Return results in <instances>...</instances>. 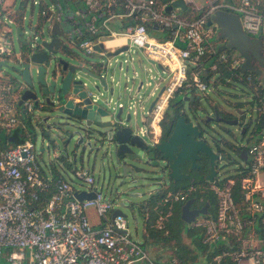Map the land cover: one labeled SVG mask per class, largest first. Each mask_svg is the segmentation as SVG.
Returning <instances> with one entry per match:
<instances>
[{"label": "built area", "instance_id": "built-area-1", "mask_svg": "<svg viewBox=\"0 0 264 264\" xmlns=\"http://www.w3.org/2000/svg\"><path fill=\"white\" fill-rule=\"evenodd\" d=\"M6 1L0 0V61L13 59L20 63L22 45L19 43L20 52L16 56L7 36L10 33L5 29L11 21L16 23L18 17L9 13L7 19L2 20ZM31 1L32 6H41L38 20L45 19V22L42 28L33 29L30 43L26 40L30 47L54 38L51 30L57 24L61 48L65 46L71 51L74 47L87 57L100 58L101 78H105L101 73L109 69L112 60L123 70V62L116 59L122 55L130 57L132 67L131 55L140 53L153 67H144L145 81L140 80L135 89L124 88L125 103L119 101L117 105L135 121L138 108L144 129H136H140L141 135L150 136L153 143L161 138L162 116L176 94L194 98L206 97L212 92L213 88L201 79V75L207 73L203 64L205 58L212 55L228 63L231 70L239 72L238 82L249 74L240 73L243 57L233 50L223 49L225 41L220 40L216 24L208 25L213 14L225 12L238 17L244 34L251 40H260L264 49V0H202V4L196 0H181L185 10L172 8L171 12L166 8L177 0H48L50 4ZM186 12L190 13V19L184 16ZM26 34L22 30V39ZM45 35L49 39H45ZM118 39L126 43L110 50L104 47V43ZM123 47L125 51L108 57V53ZM125 62L128 63V59ZM129 67L125 66L126 72ZM208 70L214 72L216 66ZM2 73L0 71V264H182L176 259L157 263L142 244L133 242L125 217L112 216L118 204L97 189L88 171L76 169L73 172V177L84 185L81 191L95 194V198L82 201L74 198L76 191L69 181L55 178L51 173L48 177L44 175L38 162L40 153L36 152L35 143L26 138V129L16 133L23 116L33 120L34 104L27 100L19 105L23 85ZM136 76L133 70L132 78L135 80ZM246 79L249 81L250 76ZM149 87L152 90L145 96ZM151 97H155L154 104L146 112L144 105ZM15 134L18 141L11 143L9 138ZM237 174L243 175L238 179L240 201L235 202L233 198L234 178H216L205 188L216 197L215 215L208 214V208L206 216L198 215L187 226L203 230L204 245L211 252L217 249L212 258L215 264L222 261L264 264V136L261 131L248 147L247 161ZM193 192L194 188H189L159 195L152 207L154 221L164 228L173 205L186 203ZM201 205V198L197 202L193 199V209L199 210ZM89 210L102 221L101 225L90 222ZM148 210L146 208L143 214L145 223L150 219Z\"/></svg>", "mask_w": 264, "mask_h": 264}, {"label": "water", "instance_id": "water-1", "mask_svg": "<svg viewBox=\"0 0 264 264\" xmlns=\"http://www.w3.org/2000/svg\"><path fill=\"white\" fill-rule=\"evenodd\" d=\"M172 8L185 10L186 7L181 0H177L167 7L166 11L171 12ZM212 23L218 27L220 40L225 41L223 49L233 50L244 58L240 73L249 72L260 77L264 70L262 42L247 37L238 17L233 14L216 12L211 16L208 25ZM51 34L54 37L51 40H44L37 46L30 47L22 39L21 28L16 29L17 42L28 46L15 70L20 75L22 80L20 83L24 88L19 105L30 100L36 110L40 111L41 116L33 118L31 126V129H36L38 133L41 143L38 151L40 155L47 153L49 163L55 164L60 170H63L65 165L67 167L76 163L95 162L98 158L104 160V157L109 155L114 181L118 183V189L110 196L118 203L113 217L123 216L120 207H127L130 199L141 197L140 194L132 193L142 172L134 165L139 156L134 153L133 147L140 150L146 162L159 168L161 175L172 183L191 182L192 178L181 173L180 168L190 164L189 170L196 169L198 167L196 162L200 159V154H203L209 158L211 172L204 181L208 184L214 182L213 180L217 178L214 165L217 161L227 163L228 158L221 157L216 150L207 145L206 135L201 132L200 125L187 119L184 110H179L181 115L168 137L160 138L157 143H153L150 136L141 135L140 129L130 127L129 123L132 121L130 115L117 107L118 103L112 99L114 89H109L106 79L100 77L99 64L90 67L82 64L75 66L65 60L56 59V53L61 50L57 24L52 27ZM125 50L126 47H123L114 53H108V57H115ZM53 60L55 71L48 74L47 67ZM255 63L259 67H256ZM4 66L5 61H0V71H3ZM32 70L35 72V78L31 74ZM85 75L98 81L93 82L92 90L83 82L82 76ZM190 100L194 98H184V101ZM153 104V102L150 104L149 109ZM253 110L256 116L252 118L238 108L235 114L237 117L231 120L218 118L217 112L214 111L212 117L205 119V123L214 120L240 129L242 123L239 120L244 118L245 129H249V125L253 123L261 129L263 137L264 107L255 104ZM9 141L16 143L18 136L16 134L11 136ZM153 191H149L148 196ZM74 198L78 201L90 200L95 198V194L80 191L74 193ZM192 205L193 199L188 200L179 214L181 221L186 225L193 223L198 215L206 216L208 213V204L199 210L193 209Z\"/></svg>", "mask_w": 264, "mask_h": 264}, {"label": "rangeland", "instance_id": "rangeland-1", "mask_svg": "<svg viewBox=\"0 0 264 264\" xmlns=\"http://www.w3.org/2000/svg\"><path fill=\"white\" fill-rule=\"evenodd\" d=\"M7 0L4 6L5 9V15L2 17L3 19H7V15L9 13H15L16 17H18L17 22H12L5 26V29L9 31L10 34H8V39L12 43L13 51L16 56H18V53L20 52L19 43L16 40V34L15 29L17 27H20L23 31L27 32V34L24 36V40L28 43L32 39V31L38 24V13L40 9V5L32 6V1L27 0L25 3L22 4L23 0ZM37 2L48 3L50 2L48 0H36ZM197 3L202 4V0H196ZM3 27V25H2ZM45 39H49L47 35H45ZM40 41V38L37 42ZM125 40H110L106 43H104V47L107 50L113 49L117 46L125 44ZM182 46V45H180ZM28 48V46L23 45L21 50H25ZM71 51H68L65 46L61 48L59 52L56 53L55 57L56 59L65 60L71 65L78 66L80 64L86 65V67H90L91 65L100 64L101 59L97 56H90L87 57L86 55L80 53L76 48L72 47L70 49ZM133 58V64L131 67L130 64V57H126L124 55L116 57L117 60L123 62V70L120 71L118 68V65L112 60L111 66L109 69L105 72L103 71L101 74H103V77L106 79V85L108 88L114 89V94L112 96V99L119 103L123 102L125 103V99L122 97V94L124 93V88H131L132 90L135 89L136 85H138L139 81H145V76L142 74V71L145 68L152 69L153 67L143 58V56L140 53H134L131 55ZM128 59V63L125 62V60ZM105 62H107L105 60ZM129 65V69L126 72L125 66ZM18 67V63L16 60L13 59H7L5 61V66L3 67V73L2 75H6L10 79L16 80L18 82H21L20 75L15 71ZM48 74L55 71V61H50L49 65L47 67ZM133 70L136 71L137 76L135 80L133 77ZM31 74L33 78H35V72L34 70L31 71ZM83 82L87 84V86L92 90V84L94 81H97L95 79H92L91 77L85 75L82 76ZM257 82L261 85V87L264 89V70L262 71V74L260 77L256 76ZM98 82V81H97ZM152 90V87H149L141 93L144 92V95L147 96L150 94ZM103 92V90H101ZM104 93V92H103ZM120 95L121 99L118 100V96ZM253 93L251 90L246 88L244 85L239 83H234L231 86H220L218 89V92H208L206 97H194L195 99L191 102L184 101L185 96L183 94H176L174 98L171 101V104L179 103L182 101V109L186 113V116L188 119L194 121L195 123L201 125V127H204L205 119L211 116L215 109H218L224 114H229L233 116V119L237 117L236 106H239L240 109L245 111V115L251 117H255V110L251 108V97L253 98ZM192 96H188V98H191ZM155 97L149 98L148 102L144 105V111H148V108ZM236 105V106H235ZM39 110H36L34 107L33 110V118L34 116H41L39 113ZM137 116L136 121L133 120L129 123L130 127L132 129L136 128H142L144 129V124L141 121V114L139 113V110L137 108ZM124 116V115H123ZM30 117V116H29ZM212 117V116H211ZM24 121L28 122V116H23ZM32 118V117H31ZM30 118V119H31ZM206 129L208 130V134L210 135L209 142L212 145V148L216 149L215 147L219 146L221 150L225 151V154L228 153V151L225 149V146H228L229 144L233 143H247L249 134H246L243 139L241 136V133L238 131V127L229 126L224 123L215 122L212 120L209 122V125ZM249 132L250 133L253 129H255V124L251 123L249 125ZM27 136L26 138L33 141L36 145V152L40 150L41 143L38 138V133L36 129H26ZM146 141H149L148 138H145ZM112 149V148H111ZM132 150L135 154L139 156V159L134 162V165L139 168L142 172L140 174V179L137 181V187H134L132 189V193L140 194L141 197L139 198H132L130 199V204L127 207H120V211L122 212L123 216H125V221L128 229V233L131 236V239L140 244H142V248L146 250L149 257L152 258L155 261L158 262H165L168 259H171L172 257H176L180 250H187L189 251L188 257L195 256V259H193V262L195 264H209L207 262V258L209 256V253H212L210 249H205V252L203 253L200 250H197L193 247V244L189 237L185 234H181L179 237V240L172 239L169 242H165L164 239L168 237V233H158L159 231H162L163 225L156 223V220L154 221L155 215H153V209L149 208V222L147 225L152 230H158L155 233V237L149 236V231L146 229V224L143 220V217L139 215V206H141L143 203H145L148 200V192L151 190H161L164 191L166 189H170L171 187H178V191L182 187H187L192 185L195 181H179L178 183H169L168 180H166L165 177H163L160 173L159 168H155L151 166V164L147 163L146 160L143 158V155L140 150L133 147ZM38 162L41 165L44 175L49 176L50 172L55 177L59 175L62 177V179L69 181L72 185L73 189L76 191H81L84 188V185L80 184L81 181L73 177V172L76 169H83L84 171H88L91 173V175L94 178L95 186L98 190L101 191V193L109 198L111 194L115 193V190L118 189V183L114 181V175L113 170L111 166V157L106 156L104 157V160L98 158L95 162H83V163H76L71 166L65 165L63 170H60L58 166L55 164H50L48 160L47 153H43L39 156ZM244 161L242 158H239L237 156L232 155L231 157V163H222L220 164L218 168V175L217 178L219 180H223L225 178H228L231 176H234L238 170L239 165H243ZM57 171V172H56ZM200 182V181H198ZM191 188V186H190ZM203 188H207V186H204ZM189 189V188H188ZM206 191V190H205ZM172 193V192H169ZM117 203V202H116ZM118 204V203H117ZM153 218V220H152ZM161 225L162 228H158V226ZM144 232L146 233V237L144 236ZM145 244V246H144Z\"/></svg>", "mask_w": 264, "mask_h": 264}, {"label": "trees", "instance_id": "trees-1", "mask_svg": "<svg viewBox=\"0 0 264 264\" xmlns=\"http://www.w3.org/2000/svg\"><path fill=\"white\" fill-rule=\"evenodd\" d=\"M190 13H184V16H186L187 18H189ZM190 19V18H189ZM45 19H41L39 18L38 21V29L42 28ZM23 47V45L21 46V48ZM26 49L23 50L22 52L25 53ZM22 53V54H23ZM204 65H206V75L202 74L201 75V79L203 81H205V83L209 84L213 90L212 92H218V89L220 86H231L234 83H239L244 85L246 88H248L249 90L252 91L253 93V100H255V102H257L259 104V102L261 100L264 99V89L261 87V85L259 84V82H257L256 80V76L249 74H246L243 81L238 82L239 81V72L235 71V70H231L230 69V65L228 63H224L219 61L217 58H213L212 55L208 56L207 58L204 59ZM203 65V66H204ZM215 65L216 66V71L214 72H209V67ZM216 75V78L213 79V76ZM248 75L250 76V80L247 81L246 77H248ZM12 81H15L12 79ZM195 99V98H194ZM260 100V101H259ZM172 101V100H171ZM171 101L168 103L167 109L164 112V115L162 116L161 122H160V126L162 129V139H166L169 135L168 131H171V129H165V120H168V124H174V122L176 121V119L179 117V110L182 106V101H180L179 103H175V104H171ZM193 100H190L189 102H191ZM236 106V105H235ZM261 107V105L259 106ZM236 108H240L239 106H236ZM215 111L217 112L216 116L218 118H224L227 120H231L233 119L232 115L229 114H224L221 111H219L218 109H215ZM241 119V118H240ZM167 124V125H168ZM255 129L257 130V134L259 137V133L261 131V129L256 125ZM19 132V129H17L16 133ZM257 137V139H258ZM256 139V140H257ZM219 146L215 147L217 150V153L221 154L222 151L220 148H218ZM239 170V169H238ZM243 175H239V174H235L234 176H231L232 178H234L235 182V187L232 190V194H233V198L235 200V202H239L240 201V194L238 191V185H239V181L238 179H241ZM60 177L59 175L55 176V178ZM191 188H194V192L191 194L190 196V200L194 199L196 202L199 198L202 199V205L208 204L209 205V213L210 215L214 216L216 213V207H217V200L216 197L208 192L205 191V188H203L204 186H209V184L207 182H203V181H196L194 182L192 185H190ZM190 186L187 187H182L180 190H187L188 188H190ZM179 190L178 187H171L170 189H166L164 191H161L160 196H165L167 193L172 192L175 193ZM156 198V197H155ZM157 199H159V196L157 197ZM157 199H153L150 198L149 202H148V206L149 208H152L156 205ZM184 205V203H177L174 204L172 207V213L170 214V218L168 220V222L165 224L164 228L162 229V231H159L158 233L162 234L164 232L168 233V237H166L164 239V241L167 243L172 239H177L179 240V237L181 234H185L189 237V239L191 240L193 247L197 250L202 251L203 253L205 252V249H209L208 247H206V245H204L203 243V230L202 229H196L193 227H188L186 224H184L181 219H180V212H181V208ZM163 208V207H161ZM165 211V207L163 208ZM145 211L141 208L139 209V215H141L142 217H144ZM153 220V218H152ZM146 224V229L147 231H149V236L155 237V233L158 230H152L147 223ZM146 233L144 232V236ZM145 246V244H144ZM217 253V249L212 252L209 253V256L207 258V262L209 264H215L212 261V258L214 257V255ZM176 254H178L176 257H172L171 259H176L177 261H179L182 264H195L193 262V259H195V256L192 257H188V255L190 254L189 251L183 249L180 250L179 252H177ZM170 260V259H168ZM157 263H160L158 261H156ZM220 264H232L229 261H222Z\"/></svg>", "mask_w": 264, "mask_h": 264}, {"label": "flooded vegetation", "instance_id": "flooded-vegetation-1", "mask_svg": "<svg viewBox=\"0 0 264 264\" xmlns=\"http://www.w3.org/2000/svg\"><path fill=\"white\" fill-rule=\"evenodd\" d=\"M263 56H264V52H263ZM254 65L256 67H259V65L257 63H255ZM263 103H264V99L259 102V106L260 105L263 106ZM255 104H258V103L255 102V100H253V98L251 97V108H253ZM180 109H181V111H183L182 106H181ZM179 115H181L180 112H179ZM184 115H186V114H184ZM168 122H169L168 120H165V125H166L165 126V129H171V131H172V129H173L174 124H175L176 121L174 122V124H171V125L168 124ZM239 122L242 123V125H241V128L238 129V131H239V133H241L242 139H243V137L246 134H249L248 142L247 143H244V142H242V143H233V144H229L228 146H225V149L228 151L227 154H225V151L221 150L222 153L219 154V155L221 157H223V156L224 157H227L228 158V161H227L228 164L231 163V157H232V155L237 156L239 158H242L243 161H247V150H248V147H250V145L258 137V134H257V130L256 129H253L250 133H248L250 129H245L246 127L244 125V118H241L239 120ZM208 125H209V122L208 123H204V127H201V125H200V129H201V132H203L206 135L205 142L207 143V145L212 150H216V149L212 148V145L208 141L209 138H210V135L208 134V130L209 129H206L208 127ZM171 131H168L167 130L168 133H171ZM236 144L238 146H236ZM238 147H241V148H238ZM196 163H197V166H198L196 169L189 170L190 164H187V165H185V166H183V167L180 168L181 173L188 174L192 178V181H195L196 180V181L206 182L204 180L211 174V172H210V161H209V158L206 157V156H204L203 154H200V159ZM222 163H224V162L223 161H217L216 164L214 165V169L216 171V175H218V172L217 171H218V168H219L220 164H222ZM240 166L241 165L238 166V169H239ZM237 172H238V170H237ZM169 183H172V182H169ZM157 192H159V193L156 194ZM160 193H161V190H155L153 192H150L149 193V196H148V200L145 203H143L141 206H139L138 208H140V209L142 208L143 210H145L146 208H149V207H147L148 206L149 199L150 198L157 199V197L160 195Z\"/></svg>", "mask_w": 264, "mask_h": 264}, {"label": "crops", "instance_id": "crops-1", "mask_svg": "<svg viewBox=\"0 0 264 264\" xmlns=\"http://www.w3.org/2000/svg\"><path fill=\"white\" fill-rule=\"evenodd\" d=\"M36 117H38V116H36ZM35 116H34V118H36ZM31 117H28V122L26 123L25 121H24V118H22L21 119V125L17 128V129H31V126H32V121L34 120H31L30 119ZM51 173V172H50ZM91 174V173H90ZM60 178H62V177H60ZM76 191V190H75ZM77 192V191H76ZM87 215H88V217H89V219H90V222L93 224V225H95V226H99V225H101L102 224V221L101 220H99L96 216H95V214H94V212L92 211V210H89L88 211V213H87Z\"/></svg>", "mask_w": 264, "mask_h": 264}]
</instances>
